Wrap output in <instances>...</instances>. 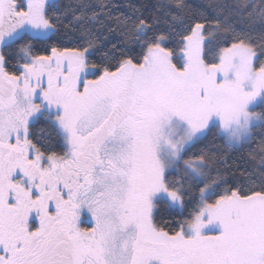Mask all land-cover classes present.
I'll return each instance as SVG.
<instances>
[{
	"label": "snow or ice",
	"instance_id": "1",
	"mask_svg": "<svg viewBox=\"0 0 264 264\" xmlns=\"http://www.w3.org/2000/svg\"><path fill=\"white\" fill-rule=\"evenodd\" d=\"M0 264H264V0H0Z\"/></svg>",
	"mask_w": 264,
	"mask_h": 264
},
{
	"label": "trees",
	"instance_id": "2",
	"mask_svg": "<svg viewBox=\"0 0 264 264\" xmlns=\"http://www.w3.org/2000/svg\"><path fill=\"white\" fill-rule=\"evenodd\" d=\"M115 2H118L119 3V2H123V0H115Z\"/></svg>",
	"mask_w": 264,
	"mask_h": 264
}]
</instances>
